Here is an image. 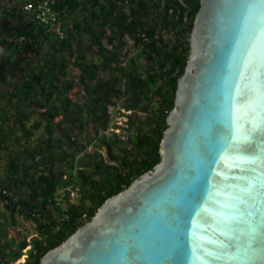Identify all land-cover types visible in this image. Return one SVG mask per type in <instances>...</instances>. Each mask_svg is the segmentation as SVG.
<instances>
[{
	"label": "trees",
	"instance_id": "1",
	"mask_svg": "<svg viewBox=\"0 0 264 264\" xmlns=\"http://www.w3.org/2000/svg\"><path fill=\"white\" fill-rule=\"evenodd\" d=\"M52 1L64 36L48 50L42 43L52 29L27 21L18 4L0 16V79L7 86L0 94L13 118L4 128L0 122V185L10 192L2 207L8 225L33 226L27 241L14 235L0 246V264L16 260L26 245L18 264H38L107 197L158 162L198 5V0ZM12 34L29 41L13 43L7 38ZM116 99L129 110L131 131L122 138L105 133L107 107ZM13 131L19 133L12 139L16 151L7 145L6 133ZM71 190L78 193L76 201L69 200Z\"/></svg>",
	"mask_w": 264,
	"mask_h": 264
},
{
	"label": "water",
	"instance_id": "2",
	"mask_svg": "<svg viewBox=\"0 0 264 264\" xmlns=\"http://www.w3.org/2000/svg\"><path fill=\"white\" fill-rule=\"evenodd\" d=\"M187 45L158 162L38 264H264V0H198Z\"/></svg>",
	"mask_w": 264,
	"mask_h": 264
},
{
	"label": "built area",
	"instance_id": "3",
	"mask_svg": "<svg viewBox=\"0 0 264 264\" xmlns=\"http://www.w3.org/2000/svg\"><path fill=\"white\" fill-rule=\"evenodd\" d=\"M52 0H22L20 3L19 9L21 10L22 15L25 17L27 21H33L36 22L40 27L44 28V30L49 29L51 31V34H53L56 38V40L61 39L64 36V30L61 26V22L57 19V13H55L51 9ZM10 4L7 5V9H10ZM11 42L16 44H24L25 42L29 41L28 36L23 34H12L7 37ZM120 112L122 113H129V110L123 111L120 108ZM119 114V113H117ZM123 116V115H122ZM123 118V121L125 123L122 125L120 122V117H115V120H113V123L110 124V126L106 129L109 132L118 133V130L121 129L123 126L124 128H127L126 125V116ZM118 123V124H116ZM113 125H116L113 127ZM131 129H129L130 131ZM10 198V192L9 190L3 186L0 185V204L3 205L8 201ZM81 217H84V213L81 214ZM11 264V263H9ZM17 264V263H15Z\"/></svg>",
	"mask_w": 264,
	"mask_h": 264
},
{
	"label": "rangeland",
	"instance_id": "4",
	"mask_svg": "<svg viewBox=\"0 0 264 264\" xmlns=\"http://www.w3.org/2000/svg\"><path fill=\"white\" fill-rule=\"evenodd\" d=\"M80 97V96H79ZM115 105H110L107 107V112H108V118H109V123L112 124L113 120H115V117H120V122L123 125L125 123V121H123L124 115H126V112L122 114V112H120V114H117V107L121 108L123 110V108L120 105V99H116L115 100ZM124 111V110H123ZM123 115V116H122ZM140 115V114H138ZM139 117V116H138ZM108 123V124H109ZM118 124V123H116ZM119 127H122L121 129L118 130L119 136L122 138L124 137L125 133H127L129 131V128H124L123 126H120L118 124ZM131 131V130H130ZM105 133H109L108 130L105 131ZM88 138V137H87ZM93 146L92 143L88 144L86 150L87 151H92ZM103 155V151L101 152ZM77 195L78 193H76L75 190H71L69 191V200L71 201H76L77 199ZM61 206H63V202L60 201ZM18 221H20V219H18ZM25 224H19L15 226H11L8 225L7 222V218H6V214L4 212V209L2 207V205L0 204V246H4V244L14 235V238L16 239H22L24 238L26 241L28 240L30 234H32V223L30 224L29 222H24ZM17 236V237H16ZM29 245H26L24 249H22V254L15 260L10 262L11 264H15V263H20L22 262L25 258L24 254H25V249L28 247ZM23 255V256H22ZM20 258V259H19ZM19 259V261H18ZM22 260V261H21Z\"/></svg>",
	"mask_w": 264,
	"mask_h": 264
},
{
	"label": "crops",
	"instance_id": "5",
	"mask_svg": "<svg viewBox=\"0 0 264 264\" xmlns=\"http://www.w3.org/2000/svg\"><path fill=\"white\" fill-rule=\"evenodd\" d=\"M20 2L21 0H0V16L7 9V5L14 4V3L18 4ZM55 42H56L55 36L53 34H49L47 37V40L42 43V48L44 50H48L52 47V45ZM5 53L8 56L13 57L12 52L6 51ZM6 88L7 86L4 85L2 83V80L0 79V91H3ZM1 121L3 122L2 127L4 128L8 126V124L11 125L13 118H12V110L8 107L5 97L0 94V122ZM16 134L18 135L19 133L18 132L14 133V131L11 133H6V135H8L9 137L7 145L9 146L10 149L15 150V151H16V145L13 144L12 139H14L17 136ZM0 153H2V151H0ZM3 166H4V160L0 159V178H2L1 176L3 174Z\"/></svg>",
	"mask_w": 264,
	"mask_h": 264
},
{
	"label": "clouds",
	"instance_id": "6",
	"mask_svg": "<svg viewBox=\"0 0 264 264\" xmlns=\"http://www.w3.org/2000/svg\"><path fill=\"white\" fill-rule=\"evenodd\" d=\"M21 1H22V0H21ZM20 3H21V2H20ZM20 3H18V7H20ZM10 5H11V4H10ZM10 7H11V6H10ZM6 10H7V9H6ZM25 250H26V249H25ZM24 255H25V257H26V254H24ZM25 257H24V258H25ZM14 261H15V260H14ZM23 261H24V260H23ZM23 261H22V262H23ZM9 263H10V262H9ZM17 264H18V263H17Z\"/></svg>",
	"mask_w": 264,
	"mask_h": 264
},
{
	"label": "bare ground",
	"instance_id": "7",
	"mask_svg": "<svg viewBox=\"0 0 264 264\" xmlns=\"http://www.w3.org/2000/svg\"><path fill=\"white\" fill-rule=\"evenodd\" d=\"M23 256V255H22ZM20 259V258H19ZM19 259H18V261H19ZM22 261V260H21Z\"/></svg>",
	"mask_w": 264,
	"mask_h": 264
}]
</instances>
